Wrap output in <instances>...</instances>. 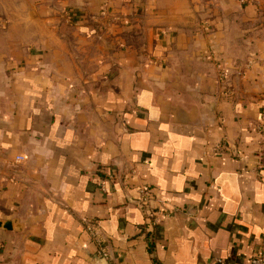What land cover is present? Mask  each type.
<instances>
[{
    "label": "crops",
    "instance_id": "obj_1",
    "mask_svg": "<svg viewBox=\"0 0 264 264\" xmlns=\"http://www.w3.org/2000/svg\"><path fill=\"white\" fill-rule=\"evenodd\" d=\"M228 6L28 0L0 19V220L22 226L0 264H102L88 223L108 264L264 258V11Z\"/></svg>",
    "mask_w": 264,
    "mask_h": 264
},
{
    "label": "rangeland",
    "instance_id": "obj_2",
    "mask_svg": "<svg viewBox=\"0 0 264 264\" xmlns=\"http://www.w3.org/2000/svg\"><path fill=\"white\" fill-rule=\"evenodd\" d=\"M27 1L28 0H23V2H21V3L22 4L23 3H27ZM29 1L31 2V0H29ZM228 1H230L233 4V6H231V7L228 6L226 8V12H225V14H223V17L226 18V19L236 20L237 17H238V15H236V14H238L239 9H244V7L248 6V5H255V6H257L259 8L260 12L264 11V9H263L264 0H228ZM21 3H19L18 0H0V19L1 20L2 19L3 20H8L9 17L11 18V16H14V14H12L13 8L15 9V8H17L18 5H22ZM233 15L234 16L236 15V17H234ZM149 16H150V13L146 12L143 17H145V19L147 17V19H148ZM68 24L69 25L65 28L63 35L64 36H68V38L70 40H72L73 44L69 43V45L67 46V51L68 52H76V53H78L79 52V49H78L79 45L75 43L74 35H73L74 32H73V29L70 27L71 24L70 23H68ZM11 33H12L11 29H9L7 26L4 25L3 27H0V50H2L5 47L3 45L4 41H2L3 36H6L7 34L11 35ZM141 34L144 35L143 33H141ZM97 42H99V44H98L99 47H100L99 48V52H100L101 55L106 50L111 49L108 46L109 42H110L108 38L100 39ZM135 46H140L139 42ZM101 59H102V57H101ZM1 94L2 93H0V95Z\"/></svg>",
    "mask_w": 264,
    "mask_h": 264
},
{
    "label": "built area",
    "instance_id": "obj_3",
    "mask_svg": "<svg viewBox=\"0 0 264 264\" xmlns=\"http://www.w3.org/2000/svg\"><path fill=\"white\" fill-rule=\"evenodd\" d=\"M225 153H227L226 151V146L224 145H220L219 146V154L220 155H224ZM18 160H23V157H19ZM87 232L89 233L92 242L97 246L98 249V257L99 259H103L104 261H106L107 263H109V261H111L112 258V253L110 248L108 247L106 241L104 240V238L102 237L101 234H99L98 229L96 228V226L92 223H88L86 226ZM219 264L222 263L221 260L217 261ZM251 264H264V258L263 257H255L252 259Z\"/></svg>",
    "mask_w": 264,
    "mask_h": 264
},
{
    "label": "water",
    "instance_id": "obj_4",
    "mask_svg": "<svg viewBox=\"0 0 264 264\" xmlns=\"http://www.w3.org/2000/svg\"><path fill=\"white\" fill-rule=\"evenodd\" d=\"M22 226L19 222L18 219H14V220H10V221H2L0 220V230H4V231H21ZM99 261L102 264H108L106 261H104L103 259H99Z\"/></svg>",
    "mask_w": 264,
    "mask_h": 264
}]
</instances>
